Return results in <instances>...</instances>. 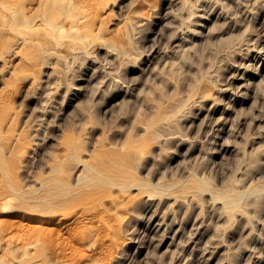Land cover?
Listing matches in <instances>:
<instances>
[{
    "label": "rangeland",
    "instance_id": "obj_1",
    "mask_svg": "<svg viewBox=\"0 0 264 264\" xmlns=\"http://www.w3.org/2000/svg\"><path fill=\"white\" fill-rule=\"evenodd\" d=\"M0 264H264V0H0Z\"/></svg>",
    "mask_w": 264,
    "mask_h": 264
},
{
    "label": "bare ground",
    "instance_id": "obj_2",
    "mask_svg": "<svg viewBox=\"0 0 264 264\" xmlns=\"http://www.w3.org/2000/svg\"><path fill=\"white\" fill-rule=\"evenodd\" d=\"M80 9L81 10L84 9V6L80 5ZM59 23H60V20H58V18H55L54 21H53V23L50 24V29H51V27H54V26H56ZM22 34H24L23 41L30 42L31 40H33L34 31H33L32 27L26 26L23 29ZM88 37L89 36H86V38H88ZM100 177H101L100 176V173L94 172V178H96L97 181H102V179H100ZM226 199H227V204L228 205L231 206V205L234 204V201H235L234 200V197H227ZM65 220H66V216L65 215L62 216V217H59L57 219L58 222H64Z\"/></svg>",
    "mask_w": 264,
    "mask_h": 264
}]
</instances>
